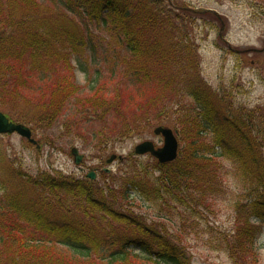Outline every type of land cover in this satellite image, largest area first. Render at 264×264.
Instances as JSON below:
<instances>
[{
  "label": "trees",
  "instance_id": "obj_1",
  "mask_svg": "<svg viewBox=\"0 0 264 264\" xmlns=\"http://www.w3.org/2000/svg\"><path fill=\"white\" fill-rule=\"evenodd\" d=\"M47 1L84 21L115 28L130 52L121 72L123 81L139 89L127 100L134 107L131 114L117 88L97 86L84 98L95 115L113 114L118 131L127 134L135 129L137 116L148 118L151 106L164 113L179 105L193 137L213 133L214 143L234 160L249 189L247 201L237 204L241 223L226 249L234 254L239 246L253 260L259 228L250 219L264 224V114L215 103L202 80L192 24L210 14L177 9L164 0ZM43 7L40 0H0V108L7 107L6 100H28L49 125L79 92L70 57L86 41L83 33L70 30L79 29L71 22L51 21L49 26L39 20ZM34 78L37 84L50 82L46 96H22L20 89L33 86ZM188 145L183 159L152 162L161 174L158 181L176 191L183 178L217 184L220 175L208 165L220 154L211 151L214 147ZM125 165L101 185L60 173L25 175L19 188L0 198V264H191L179 236L147 224L130 207L131 190L147 192L148 174L136 161Z\"/></svg>",
  "mask_w": 264,
  "mask_h": 264
},
{
  "label": "rangeland",
  "instance_id": "obj_2",
  "mask_svg": "<svg viewBox=\"0 0 264 264\" xmlns=\"http://www.w3.org/2000/svg\"><path fill=\"white\" fill-rule=\"evenodd\" d=\"M40 1L44 12L39 14V20L43 19L49 26L51 21L62 26H69L71 22L79 29L72 27L70 30H76L77 36L81 33L85 35V48L78 49L71 58L80 89L69 101L64 114L49 125L43 116L38 115L40 109H35L28 100H6L7 110L28 121L26 124L33 128V137L40 147L35 149L20 140L18 135L0 137V198L6 191L12 193L19 188L25 175L45 172L81 177L92 168H97L96 180L101 185L108 176L117 175L121 168L126 167L125 163L136 161L147 169V192L143 195L139 190H131L130 207L147 224L158 226L173 238L179 236L177 242H181L190 256L191 264H264V225L254 218L250 222L259 228L254 243V259L245 258L239 246L234 254L226 249L227 241H231L236 232L237 222L241 223L237 219V204L247 201L249 189L238 174L234 160L215 147L213 134L205 131L193 137L182 122L179 105L164 113L159 106H151L150 109L158 112L151 110L146 120L137 116L135 129L127 134L118 131L119 123L112 112V116L95 115L84 98L89 97L92 87L97 86H103L108 91L117 88L126 114H131L134 107L127 100L136 96L139 89L135 90L136 85L129 86L123 81L121 72L130 52L115 28L102 22L84 21L51 1ZM169 2L176 7L213 9L224 16L226 28L222 33L223 40L218 37V26L214 29L211 25L204 26V19L201 18L193 21L192 37L198 45L200 76L213 91L215 103L229 106L232 110L240 107L258 109L256 113L264 114V51H256L262 48L264 42V18L256 16L264 14V1ZM167 3L168 0H164V4ZM225 41L239 52L229 50ZM1 70L7 73L3 68ZM34 82L29 89H20L22 96L39 99L48 94L46 88L49 81L37 84L34 78ZM180 102L186 105L179 99ZM158 125L173 130L179 144L177 159H183L191 142L198 143L199 148L214 147L211 151L220 155L214 157L208 168L215 169L217 177L220 175L218 183L208 185L203 180L183 178L179 182V191H176L158 181L161 174L154 170V159L149 155L137 156L133 153L134 146L144 140H150L156 146L162 144V137L153 133ZM72 147H76L83 156L79 165L74 163L70 154ZM111 154L121 155L124 160L115 159L107 164ZM102 168L110 170L105 177L100 173ZM245 219L241 217V220Z\"/></svg>",
  "mask_w": 264,
  "mask_h": 264
},
{
  "label": "water",
  "instance_id": "obj_3",
  "mask_svg": "<svg viewBox=\"0 0 264 264\" xmlns=\"http://www.w3.org/2000/svg\"><path fill=\"white\" fill-rule=\"evenodd\" d=\"M14 131H17L22 136H30V133L25 126L8 123L4 116L0 113V132ZM154 133L161 134L163 136V145L161 147L155 148L151 141H143L134 147V152L136 154L150 153L161 163L174 160L177 156V140L173 135L172 130L170 128L158 126L154 129ZM72 154L74 155L75 163H79L81 156L78 155L75 148L72 149ZM114 158L115 155H111L107 162H111ZM90 175V177H93V174Z\"/></svg>",
  "mask_w": 264,
  "mask_h": 264
},
{
  "label": "flooded vegetation",
  "instance_id": "obj_4",
  "mask_svg": "<svg viewBox=\"0 0 264 264\" xmlns=\"http://www.w3.org/2000/svg\"><path fill=\"white\" fill-rule=\"evenodd\" d=\"M3 113H4V112H3ZM5 116L8 118V121H9V122L18 123L15 119L11 118V117L8 116L7 114H5ZM5 135H6V136H10V135H18V134H16V133H11V134H1V133H0V137H3V136H5ZM18 136H19V135H18ZM19 137H20V136H19ZM20 140L24 141L25 143H27V144L33 146L35 149H37V148H36V145L29 143L27 139H25V138H23V137H20ZM92 169H93L94 171L97 170V168H92Z\"/></svg>",
  "mask_w": 264,
  "mask_h": 264
}]
</instances>
